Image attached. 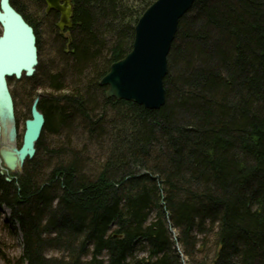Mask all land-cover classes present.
Wrapping results in <instances>:
<instances>
[{"label":"trees","instance_id":"1","mask_svg":"<svg viewBox=\"0 0 264 264\" xmlns=\"http://www.w3.org/2000/svg\"><path fill=\"white\" fill-rule=\"evenodd\" d=\"M10 1L37 36L39 66L22 83L45 117L23 175H0L21 261L184 264L178 244L193 264H264V0H195L160 110L100 85L157 0H72L63 32L44 0Z\"/></svg>","mask_w":264,"mask_h":264},{"label":"water","instance_id":"2","mask_svg":"<svg viewBox=\"0 0 264 264\" xmlns=\"http://www.w3.org/2000/svg\"><path fill=\"white\" fill-rule=\"evenodd\" d=\"M47 13L60 14L61 31L73 26L71 0H44ZM195 0H159L139 21L131 53L112 65L102 80L108 87L107 98L126 101L147 110H160L166 104L164 80L168 75V57L180 20ZM0 175L7 183L22 176L27 162L35 159L45 117L39 110L40 94L33 102L31 117L25 122L22 145H18V122L11 80L32 79L39 66L37 36L10 0H0ZM12 175L13 177H10ZM183 257L182 254L180 255Z\"/></svg>","mask_w":264,"mask_h":264},{"label":"rangeland","instance_id":"3","mask_svg":"<svg viewBox=\"0 0 264 264\" xmlns=\"http://www.w3.org/2000/svg\"><path fill=\"white\" fill-rule=\"evenodd\" d=\"M30 10L31 14H35L37 11L34 7H31ZM41 33L43 34L42 36L44 43L43 57H41V59L45 60L48 52H50L48 43L49 30L47 27H45V25ZM9 85L15 102L16 118L18 122V145L21 146L25 132V122L31 117L32 105H29L25 99L24 84L22 83V80H11ZM10 177L13 176L10 175ZM10 216L11 212L7 208L2 209L0 212V264H26L21 261L23 256V237L21 231L19 227L11 226L8 223ZM175 234L177 236V232H175ZM176 246L178 248V252L182 254L178 244ZM138 255L141 257H147V254L144 252L139 253ZM48 256L59 258L62 255L56 252H49ZM182 263L193 264L190 258H185L184 256L182 257Z\"/></svg>","mask_w":264,"mask_h":264},{"label":"bare ground","instance_id":"4","mask_svg":"<svg viewBox=\"0 0 264 264\" xmlns=\"http://www.w3.org/2000/svg\"><path fill=\"white\" fill-rule=\"evenodd\" d=\"M71 1H72V0H71ZM157 1H159V0H157ZM157 1H156V2H157ZM156 2H155V3H156ZM155 3H154V4H155ZM72 4H73V3H72ZM154 4H153V5H154ZM153 5H152V6H153ZM46 6H47V5H46ZM73 6H74V5H73ZM152 6H151V7H152ZM151 7H149V8L144 12V14H145V13H146ZM191 9H192V8H191ZM46 11H47V10H46ZM190 11H191V10H190ZM190 11H189V12H190ZM53 12H55V11H53ZM189 12H188V13H189ZM57 13H58V12H57ZM188 13H187V14H188ZM47 14H48V13H47ZM58 14H59V13H58ZM144 14H143V15H144ZM59 15H60V14H59ZM143 15H142L141 18H143ZM141 18L139 19V21L141 20ZM59 21H60V20H59ZM139 21H138V23H139ZM180 21H181V20H180ZM138 23H137V25H138ZM58 24H59V23H58ZM137 25H136V26H137ZM136 26H135V28H136ZM58 29H59V28H58ZM59 30H60V29H59ZM66 30H68V29H66ZM60 31H61V30H60ZM134 39H135V38H134ZM132 49H133V48H132ZM130 53H131V52H130ZM130 53H129V54H130ZM129 54H128V55H129ZM124 59H125V58H124ZM111 67H112V66H111ZM110 69H111V68H110ZM109 72H110V71H109ZM105 77H106V76H105ZM105 77H104V78H105ZM104 78H103V79H104ZM101 82H102V81H101ZM100 85H101V84H100ZM102 87H103V86H102ZM107 88H108V87H107ZM138 106H139V105H138ZM141 107H142V106H141ZM4 208H5V207H3L2 209H4Z\"/></svg>","mask_w":264,"mask_h":264},{"label":"flooded vegetation","instance_id":"5","mask_svg":"<svg viewBox=\"0 0 264 264\" xmlns=\"http://www.w3.org/2000/svg\"><path fill=\"white\" fill-rule=\"evenodd\" d=\"M45 2V1H44ZM46 4V3H45ZM46 10H47V6H46ZM47 12V11H46ZM53 12V11H52ZM57 13V12H56ZM60 16V15H59ZM60 20V19H59ZM59 23V22H58ZM57 27H58V25H57Z\"/></svg>","mask_w":264,"mask_h":264}]
</instances>
